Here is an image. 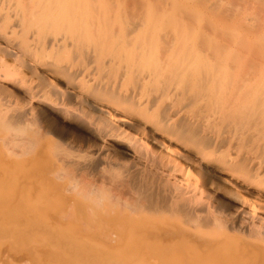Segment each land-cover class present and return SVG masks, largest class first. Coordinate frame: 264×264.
I'll use <instances>...</instances> for the list:
<instances>
[{
    "label": "bare ground",
    "instance_id": "bare-ground-1",
    "mask_svg": "<svg viewBox=\"0 0 264 264\" xmlns=\"http://www.w3.org/2000/svg\"><path fill=\"white\" fill-rule=\"evenodd\" d=\"M0 264H264V0H0Z\"/></svg>",
    "mask_w": 264,
    "mask_h": 264
}]
</instances>
